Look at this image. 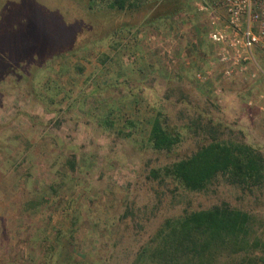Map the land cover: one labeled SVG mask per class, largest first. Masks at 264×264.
<instances>
[{
	"label": "rangeland",
	"instance_id": "374dc122",
	"mask_svg": "<svg viewBox=\"0 0 264 264\" xmlns=\"http://www.w3.org/2000/svg\"><path fill=\"white\" fill-rule=\"evenodd\" d=\"M100 1L0 0V33L19 6L61 51L0 58V264H133L165 219L222 203L249 212L264 242V179L249 192L218 175L196 192L151 175L211 126L264 152V52L227 79L208 39L215 0L153 20L158 0L135 12ZM159 113L181 136L171 151L148 144Z\"/></svg>",
	"mask_w": 264,
	"mask_h": 264
},
{
	"label": "trees",
	"instance_id": "16d2710c",
	"mask_svg": "<svg viewBox=\"0 0 264 264\" xmlns=\"http://www.w3.org/2000/svg\"><path fill=\"white\" fill-rule=\"evenodd\" d=\"M151 1L154 0L100 2L110 10L135 12ZM154 4L151 20L180 12L187 0H158ZM15 11L19 16L0 33V58L11 53L35 64L37 60L46 62L57 57L61 51L52 43L53 37L44 32L47 28L36 26L19 6ZM4 63L0 59V65ZM208 130L209 139L198 150L169 165L153 168L152 177L172 179L196 192L206 190L218 175L249 192L258 188L264 179V156L248 145L219 139L213 126ZM180 141L179 132L170 130L161 114H157L150 127L149 146L157 151H171ZM254 221L249 212L226 203L186 211L165 219L150 242L136 253L133 264H264V242L252 234Z\"/></svg>",
	"mask_w": 264,
	"mask_h": 264
},
{
	"label": "built area",
	"instance_id": "2783aa9c",
	"mask_svg": "<svg viewBox=\"0 0 264 264\" xmlns=\"http://www.w3.org/2000/svg\"><path fill=\"white\" fill-rule=\"evenodd\" d=\"M214 6L222 10L223 18H211L208 39L217 45L222 76L230 79L255 63L257 51L264 52V0H215ZM210 73L199 71L196 76L205 80Z\"/></svg>",
	"mask_w": 264,
	"mask_h": 264
},
{
	"label": "crops",
	"instance_id": "0c3cea01",
	"mask_svg": "<svg viewBox=\"0 0 264 264\" xmlns=\"http://www.w3.org/2000/svg\"><path fill=\"white\" fill-rule=\"evenodd\" d=\"M201 58H202V56H201ZM206 71H209V70H206ZM206 71H203V72H206ZM208 77H209V76H208ZM208 77H207V78H208ZM207 78H206V79H207ZM261 154L264 156V152H263V153L261 152Z\"/></svg>",
	"mask_w": 264,
	"mask_h": 264
}]
</instances>
